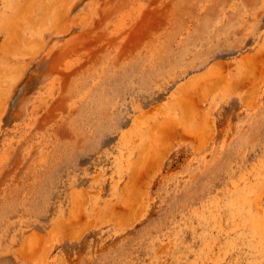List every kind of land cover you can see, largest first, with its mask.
I'll use <instances>...</instances> for the list:
<instances>
[{
  "label": "rangeland",
  "instance_id": "obj_1",
  "mask_svg": "<svg viewBox=\"0 0 264 264\" xmlns=\"http://www.w3.org/2000/svg\"><path fill=\"white\" fill-rule=\"evenodd\" d=\"M57 1L0 0V264H264V0Z\"/></svg>",
  "mask_w": 264,
  "mask_h": 264
},
{
  "label": "bare ground",
  "instance_id": "obj_2",
  "mask_svg": "<svg viewBox=\"0 0 264 264\" xmlns=\"http://www.w3.org/2000/svg\"><path fill=\"white\" fill-rule=\"evenodd\" d=\"M57 1V0H56ZM57 2H59V1H57ZM58 4V3H57ZM50 11V10H49ZM52 14V13H51ZM221 14V13H220ZM50 15V14H49ZM47 16V15H46ZM45 18V17H44ZM46 19V18H45ZM45 19H43V20H45ZM44 74H45V72H44V70H41L40 68L39 69H37V72L35 73V75H34V77L32 78V80H31V82H30V86H29V88L31 89V88H33L34 86H36V85H38L40 82H42L43 80H44ZM102 103V102H101ZM138 105V104H137ZM14 110H10L9 111V116H11V114H12V112H13ZM153 149V148H152Z\"/></svg>",
  "mask_w": 264,
  "mask_h": 264
}]
</instances>
